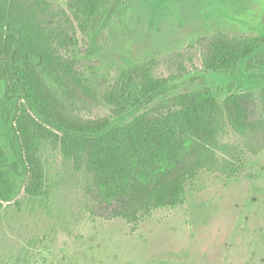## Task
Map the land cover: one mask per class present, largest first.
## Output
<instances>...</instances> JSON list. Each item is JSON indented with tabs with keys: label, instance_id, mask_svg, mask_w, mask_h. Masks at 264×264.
Instances as JSON below:
<instances>
[{
	"label": "rangeland",
	"instance_id": "1",
	"mask_svg": "<svg viewBox=\"0 0 264 264\" xmlns=\"http://www.w3.org/2000/svg\"><path fill=\"white\" fill-rule=\"evenodd\" d=\"M46 1L69 11L64 0ZM90 31L88 53L78 48L71 54L81 61L98 102L92 106L83 99L77 106L93 107L88 117L106 118L111 127L181 95L208 89L223 101L231 85L236 93L257 90L241 86L237 71L207 73L196 60L197 69L172 83L174 90L143 106L139 99L149 86L137 68L217 31L264 33V0H101ZM6 32L0 31V37ZM12 55L0 50V106L9 116L6 125L0 114V153L14 161L19 160L15 115L21 105L32 110L9 73ZM168 74L164 66L155 73L163 79ZM108 91L116 92L124 105L118 115L104 99ZM120 140L112 134L101 143ZM221 142L239 150V171L229 178L203 173L188 188L182 206L155 211L136 230L122 219L92 217L91 175L45 146L41 189L32 191L35 179L24 163L13 173L14 195L0 209V264H264V151L246 153L244 138L227 125ZM113 183L107 178L106 184Z\"/></svg>",
	"mask_w": 264,
	"mask_h": 264
},
{
	"label": "trees",
	"instance_id": "2",
	"mask_svg": "<svg viewBox=\"0 0 264 264\" xmlns=\"http://www.w3.org/2000/svg\"><path fill=\"white\" fill-rule=\"evenodd\" d=\"M64 1L69 11L46 0H0V31H7L1 33L6 48L1 35L0 50L13 54L9 73L32 110L21 105L15 115L19 160L0 153V209L14 195L13 177L23 163L35 179L32 191L41 189L40 154L45 146L91 175L95 184L87 192L92 217L122 219L133 230L157 210L182 206L188 188L203 173L229 178L239 171V150L221 142L226 125L244 138L246 153L257 156L264 151V33L232 36L217 31L182 52L137 68L149 86L139 99L143 106L174 90L172 83L197 69L196 60L207 73L237 71L241 86L257 90L236 93L231 85L223 101L208 89L181 95L111 127L106 118L88 117L93 107L77 106L83 99L94 106L98 94L81 61L71 54L78 48L88 53L90 25L101 0ZM162 66L169 72L165 79L155 75ZM104 99L116 115L124 107L114 91ZM0 114L8 125L3 106ZM112 134L121 140L101 143ZM110 176L111 186L106 184Z\"/></svg>",
	"mask_w": 264,
	"mask_h": 264
}]
</instances>
